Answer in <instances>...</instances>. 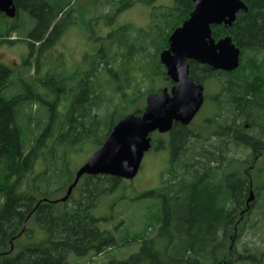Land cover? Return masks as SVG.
I'll return each instance as SVG.
<instances>
[{"label": "trees", "instance_id": "trees-1", "mask_svg": "<svg viewBox=\"0 0 264 264\" xmlns=\"http://www.w3.org/2000/svg\"><path fill=\"white\" fill-rule=\"evenodd\" d=\"M136 1L113 0L123 7ZM244 1L248 10L238 12L232 26H212L216 40L231 36L241 49L239 67L233 71H213L207 65L190 60V72L198 83L213 78L219 82V91L212 97L214 109L219 115L223 110L227 113L231 120L229 129L236 128V138L250 134V138L259 140L264 138V122H259V117L264 118V0ZM15 2L18 8L15 21L21 20L25 11L33 18V27L26 34L28 39L39 43V52L57 42L62 33L59 32L63 21L60 15L71 1ZM193 9V0H174L172 6L153 7L148 28L135 32L133 26L125 24L117 31H110L99 49L86 56V67L80 68L83 78L79 91L84 93L86 106L79 96L78 105L72 104L69 118L60 124L58 139L51 147L47 140L53 124L40 132L34 131L29 137L28 127H24L21 120L22 98L3 95L11 83L13 70L0 61V264H74L71 254L84 258L91 255V262L78 264H264V189L260 196L262 204L251 205L249 209L226 203L227 194L239 198L243 190H238L235 180L231 190H224L222 141L231 135L225 133L227 125H211L208 119L199 130L174 125L169 169L162 171L157 187L144 193L152 198L151 213L145 217L142 230L134 235L131 229L117 235L119 229L100 228L103 218L92 211L103 196L122 187L123 178L85 174L67 201L47 204L42 199L50 200V188L56 184L59 189H65L66 194L74 181L75 173L69 171L67 154L87 143L100 148L119 119L133 112L141 114L146 106L138 105L141 100L145 102L149 93L172 85L160 53L169 47L170 35L190 17ZM0 17V24L10 19L5 14ZM12 26L18 27H9L6 33L0 31L1 39L19 31V25ZM32 40H28L31 56L35 54ZM131 62L134 67L141 62L142 70L146 68L141 80L134 73L123 76L122 83L118 79L116 85L101 83V71L124 66L128 72ZM39 79L40 76L32 82ZM68 80L65 78L61 88L63 93L56 96L54 109L68 93L64 89ZM159 80L164 84L161 87H157ZM25 86L30 87V84L25 82ZM32 95L44 100V94L37 90H32ZM116 113L122 114L113 119ZM55 116H52L53 121ZM245 122H250L251 126L246 128ZM155 134H159L157 139ZM152 137L155 148L162 149L160 133L154 132ZM214 139L218 141L217 146L211 143ZM39 160L45 162L46 169L35 175V179L39 177L46 189L37 186V192L30 173ZM163 174H173L170 186H164ZM174 190L179 194L173 193V197L168 198L172 199L170 202H162L163 192ZM76 191L78 196L74 194ZM39 199L42 203L36 216L33 210ZM31 219L38 222L46 236L16 251L14 247L29 231ZM261 230L260 242L244 240L246 233L257 236L260 234L257 231ZM132 244H138V248L127 256L109 255L115 249ZM104 253H107L105 260L92 259Z\"/></svg>", "mask_w": 264, "mask_h": 264}, {"label": "rangeland", "instance_id": "rangeland-1", "mask_svg": "<svg viewBox=\"0 0 264 264\" xmlns=\"http://www.w3.org/2000/svg\"><path fill=\"white\" fill-rule=\"evenodd\" d=\"M69 1H71L70 4L59 18L63 19L60 23L59 32L66 31V33L62 35L58 42L49 44L41 52H39V43L30 38L28 39V35L26 34L33 27V18L30 15L28 16L26 11L22 13L24 16L21 20L15 21L14 18H10L8 24L5 25L12 26L16 24L20 26L19 31L17 30L13 34L16 40L10 43L4 38H0V61L12 64L10 67L13 70L11 83L4 90L3 95L7 98L14 96L22 98L21 120L23 126L28 127L29 137L34 135V131H42L50 123L54 127L56 126L55 129L53 127L51 130V135L47 140L48 147H51L53 142L57 141L59 136L58 128L62 122L69 118L68 114L71 106L78 103L79 96L83 98L82 104L86 106L84 93L69 91L65 94V97H63L65 99H62L57 108H53L57 94L63 93L61 88L63 87L65 78L70 79L67 81L68 86L74 83L78 87L79 76L76 75V77L71 78L72 72L83 65L86 67L84 61L86 56L99 49L110 31H117L125 24L133 26L135 32L139 28H148L151 23L153 7L172 6L174 4V0H137L133 5L123 7L121 3L113 2V0ZM108 13L111 14L107 15ZM0 26L3 25L0 24ZM6 29V27H0L1 33H6ZM13 37L10 38L13 39ZM28 40H32L35 43L33 48L35 54L33 53L32 56L30 55L32 47ZM58 52L62 54L56 56ZM142 65L143 63L139 62L134 67V62H131L128 72H126L124 66L116 67L113 71L105 69L100 72L99 79L105 85H116L118 79L122 83L123 76H132L135 73L141 80V76L146 71V68L142 70ZM38 76H40V79L33 83L32 79L35 80ZM25 82L29 83L30 87H26ZM36 84H38V87ZM163 85L162 81H157V87ZM205 85L207 90L206 103L191 125V128L194 130L203 128L202 126L205 124L204 119L209 116L212 109V97L219 91V84L216 80H208ZM146 86H149L148 82H146ZM32 90H37L44 94V100L34 97ZM138 105L145 106L146 101L141 100ZM121 114H114L113 119L118 118ZM53 115H56L54 121L52 120ZM104 126L107 129L109 125L106 124ZM98 137L99 139L102 138V132L99 131ZM154 137L157 139L159 134H155ZM96 150V144L87 143L78 146L75 151L67 154L66 159L69 171L76 174V171ZM166 165V153L163 150L156 148L149 150L143 159L142 167L137 176L131 180L125 179L121 188L103 196L98 206L92 210L96 216L103 218L99 223L100 228L119 229L120 231L118 230L117 235L125 234V229H131L133 235L141 231L145 217L151 213L149 206L152 204V198L144 195V193L160 184L161 173ZM262 168L264 169V161ZM45 169V162L39 160L36 163L34 172L30 173V178L34 179L33 182L37 188V190H34L37 192H39L38 187L43 186V189H46L45 183L42 184L39 177L35 179V175H39ZM64 194L65 189H59V185L56 184L50 188L49 199L56 200L63 197ZM74 194L78 196L77 191ZM38 196L40 195L38 194ZM262 223L264 222L262 221ZM28 228L29 231L22 235L16 243L14 247L16 251L20 250L23 245L35 240L39 241L46 236L45 231L35 219L30 220ZM258 232L260 234H257V236H254V233H246L244 240L260 242L263 231ZM137 248L138 244H132L131 247L122 248L121 250L115 249L109 255H117L118 257L127 256ZM106 255L107 253H104L92 259L101 262L105 260ZM83 258L75 254L70 255V260L74 264L91 262V255Z\"/></svg>", "mask_w": 264, "mask_h": 264}, {"label": "water", "instance_id": "water-1", "mask_svg": "<svg viewBox=\"0 0 264 264\" xmlns=\"http://www.w3.org/2000/svg\"><path fill=\"white\" fill-rule=\"evenodd\" d=\"M193 2L190 17L172 32L169 47L160 53L167 76L173 81L172 87L149 93L141 114L133 112L119 119L103 145L76 171L66 194L51 202L67 201L85 174L134 179L146 153L152 148V133L169 132L175 122L188 125L194 119L205 102V87L191 75L190 60L207 65L214 71H233L239 67L241 49L231 36L216 40L212 26H232L238 12L248 10L245 1ZM0 12L10 18L16 17L18 8L15 0H0Z\"/></svg>", "mask_w": 264, "mask_h": 264}, {"label": "flooded vegetation", "instance_id": "flooded-vegetation-1", "mask_svg": "<svg viewBox=\"0 0 264 264\" xmlns=\"http://www.w3.org/2000/svg\"><path fill=\"white\" fill-rule=\"evenodd\" d=\"M1 14H5V13L0 12V15ZM7 24H8V21L4 20L2 22L3 26H0V27H6L7 29L9 27H12V28L15 27V26H5ZM17 27L18 26H16L15 28H17ZM15 30H17V29H15ZM15 32L16 31H13L12 34H15ZM65 33H66V31L65 32L63 31L61 33L60 37L57 39V42L60 40L62 35H64ZM10 37H13V35H11L9 37H3V38L8 42L13 43L16 40V38L13 37V39H11ZM94 52H96V50ZM61 54L62 53L58 52L56 56H59ZM75 62H77V61H75ZM6 63H8V62H6ZM7 65L11 66L12 64L8 63ZM201 65H203V64H201ZM216 71H218V70H216ZM81 74H82L81 70H80V68H78L77 70H74L70 76L71 78L76 77V75L79 76L78 87H76L75 85H69L67 87H64V89L68 92L69 91L73 92L72 90L79 91V86L82 84L81 78H83V77H81ZM213 80H215V78H213ZM171 82L173 85L172 80H171ZM217 83L219 84L218 81H217ZM202 84L205 87V102L203 104V106H204L206 103V97H207V92H206L207 90H206V85H205L206 82H204ZM172 85L170 87H168V86L167 87L170 89L172 87ZM215 94H214V96H215ZM203 106H202V108H203ZM211 107H212V109L210 111V114L205 119H208L209 123L211 125H224V126L227 125L228 129H226L225 133L226 134L229 133L231 135V138L233 139L231 141L230 136L229 137L225 136V139H223V141H222V146H224L223 169H222L223 170L224 190H227V191H229V189L231 190L232 185L234 184V182H233L234 180L236 181L235 183H236L238 190L239 189L243 190L242 194L238 195L239 198H234L233 195L227 194L225 197L226 203L228 205L233 204L235 206H240L242 208L244 207L246 209H249L251 207V205L255 206L258 203L262 204V202H260V201H262L260 196L262 195L261 192L264 189V169L262 168V163L264 161V152H263L264 138L260 137L259 140L252 139V138H250L252 136H250V134L247 135V132H246L247 137L236 138L234 136V131L236 128L235 129L234 128L229 129L231 120L228 117L227 113L224 112V110H223L222 114L219 115V113H217L216 109H214L213 104L211 105ZM202 108H201V110H202ZM199 112L197 113V115L199 114ZM195 117L188 125H183L182 123H179V122H175L174 125L175 124H181L183 127H191L192 123H194ZM246 122L244 125L246 128H249L251 126L250 122H248V123H246ZM259 122L260 123L264 122V118L259 117ZM173 128H174V126H173ZM173 128L169 132H165V133L155 132V133H160V136L162 138H161V142L159 143V145L162 146L161 150H163L166 153L167 165L163 170L169 169V165H170V161H171V156H172L171 134L173 132ZM261 131L259 133H261ZM217 142L218 141H216L214 139L211 143L213 146H217ZM258 142H259V144H258ZM154 145H155V142L153 143V137H152V148H155ZM217 165H219V164L217 163ZM173 178H174L173 174H163V179H164V183H165L164 186H168V185L170 186V183L172 182ZM174 191L175 192H170V193L169 192L168 193L163 192L162 202L168 203V202H170V200H172V199H168V198L169 197L172 198L173 193L179 194L178 193L179 191L178 192H177V190H174ZM259 198H260V200H259ZM42 199L44 200L43 202H45L47 204L52 203L50 200H46V198H42ZM42 199H39L35 203L33 215L37 216V213L39 212L38 208H39V205L42 203Z\"/></svg>", "mask_w": 264, "mask_h": 264}]
</instances>
